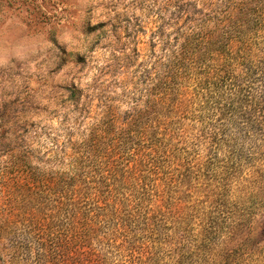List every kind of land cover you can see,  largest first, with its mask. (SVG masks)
<instances>
[{
    "label": "rangeland",
    "instance_id": "1",
    "mask_svg": "<svg viewBox=\"0 0 264 264\" xmlns=\"http://www.w3.org/2000/svg\"><path fill=\"white\" fill-rule=\"evenodd\" d=\"M221 4L0 0V132L13 130L14 145L33 149L42 172L63 173L65 165L52 163L75 160L92 206L108 175V223L92 208L76 264H264V31L251 63L207 81V95L174 119L159 151L131 163L123 197H115L108 114L117 118L111 138L139 115L153 121L157 59L176 47L190 17ZM188 86L190 98L198 84ZM5 112L12 115L1 120ZM4 161L0 155V167ZM153 168L156 177L145 171ZM111 209L123 217L110 218ZM0 244V264H45L39 244L20 231ZM13 247L22 248L18 261Z\"/></svg>",
    "mask_w": 264,
    "mask_h": 264
},
{
    "label": "trees",
    "instance_id": "2",
    "mask_svg": "<svg viewBox=\"0 0 264 264\" xmlns=\"http://www.w3.org/2000/svg\"><path fill=\"white\" fill-rule=\"evenodd\" d=\"M218 9L215 12L212 8L210 15L190 17L178 30L176 47L157 59L153 121L151 117L145 120L144 115H139L124 122L127 127L121 128V136L111 138L109 135L117 118L108 114V152L115 157L113 167L118 174V180H114L115 197H123L124 178L134 170L131 163L140 154L145 153L141 155L144 157L151 154L149 152L159 151L158 144L165 141L174 119L192 113L196 101L207 95L206 82L215 85L214 81L234 65L251 63L254 58L255 41L264 31V0H222ZM191 82L198 86L189 98L188 84ZM67 91L70 93L67 102L76 105L78 90L73 86ZM188 104H191L190 108ZM11 115L5 112L1 120ZM13 133L7 128L0 132V155L8 156V161L0 167V193H4L5 198L0 201V241L7 234L20 231L39 244L40 262L76 264L75 255L82 246L78 243L91 231L86 219L90 218L92 208L103 222L108 223V175L98 182V198L92 206L90 192L83 193L78 185L75 160L68 164L52 163L50 159L43 162L65 165L67 170L63 173L54 172L53 166L48 172L34 169L31 163L33 149L14 145ZM115 140L118 144L112 150L110 144ZM157 170L145 171L156 177ZM123 215L120 209H111L109 214L112 219ZM21 249L13 247L15 261H18L17 254ZM3 251L0 244V253Z\"/></svg>",
    "mask_w": 264,
    "mask_h": 264
}]
</instances>
